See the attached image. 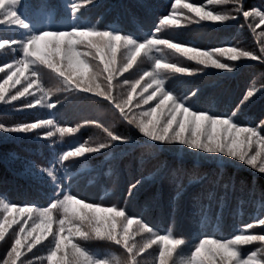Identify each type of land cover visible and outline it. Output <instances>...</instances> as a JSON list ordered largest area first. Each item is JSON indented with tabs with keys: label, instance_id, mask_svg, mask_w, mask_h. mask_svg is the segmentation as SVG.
<instances>
[{
	"label": "snow or ice",
	"instance_id": "obj_1",
	"mask_svg": "<svg viewBox=\"0 0 264 264\" xmlns=\"http://www.w3.org/2000/svg\"><path fill=\"white\" fill-rule=\"evenodd\" d=\"M96 4L97 0H71L68 20L55 27V14L47 0H40L34 11H29L26 0H0V28L19 32V36L10 38L0 36V50L12 54L10 62L0 64V73H4L0 76V106L37 110L30 113L37 117L30 122L0 124V133L17 134L19 139H29V134L47 139L56 133L72 134L86 124H94L104 135L103 139L69 145L55 154L46 167L35 166L48 187L45 205H15L0 197V247H3L0 264H44L45 261L47 264H147L145 254L152 258L151 264H264V215L244 224L228 238L197 235L185 252L188 242L177 237L171 225L161 232L142 215L129 210L128 205L135 202L143 187L142 179L134 178L124 187L120 193L124 206L98 203L74 190L77 165L83 170L89 160L99 157L114 164L122 152L136 150L142 154L175 151L218 165L236 162L237 166L244 165L264 175V121L259 126L245 125L238 116L243 112L241 106L255 102L251 99L257 94L255 87L247 89L240 104L228 115L196 107L193 97H197L198 90L178 94L165 86L168 74L206 75L207 68L233 72L242 67L236 63L242 59L264 63V30L259 33V54L233 45L201 49L157 35L165 27H184L181 19L200 26H204L202 22L228 26L227 22L242 19L241 27L246 24L255 33L264 25V6L246 7V0H204L203 3L170 0L168 12L161 14L150 31L140 38L115 28L85 23L81 9ZM206 5L224 10L209 9ZM164 48L197 67L170 62L163 54ZM216 57L232 63L221 62ZM130 70H133L131 75L126 76ZM45 78L53 82L52 86L46 84ZM57 94H63V99L70 103L87 102L108 108L120 123L142 136L143 141L135 135H122L114 130V125L98 120H84L75 127L59 126L54 119L57 113L51 111L60 104L59 97L55 101L51 99ZM259 96L264 97V90ZM42 110L48 111L47 118L41 117ZM54 143L48 146L52 148ZM183 171L182 165L172 170L173 180L179 181L177 174ZM205 179L201 177V181ZM188 183L192 184L193 179ZM208 183L214 189L223 187L220 196L223 207L228 185L222 184L220 177ZM175 186L178 195L184 191L179 182ZM203 196L201 192L193 197L199 206L193 223L200 227L205 226L208 218V208L200 204ZM214 196L215 191L207 192L209 201ZM220 219L217 213V224ZM13 225L18 227L13 229ZM257 227L260 233H253L251 230ZM91 241L114 246L119 255L101 257L86 246ZM41 244L45 255H40L41 250L37 249ZM253 244L258 247L248 252L242 250Z\"/></svg>",
	"mask_w": 264,
	"mask_h": 264
},
{
	"label": "trees",
	"instance_id": "obj_2",
	"mask_svg": "<svg viewBox=\"0 0 264 264\" xmlns=\"http://www.w3.org/2000/svg\"><path fill=\"white\" fill-rule=\"evenodd\" d=\"M189 2L203 3L204 0H189ZM26 3L30 6L29 11H34L40 0H26ZM47 3L54 11L57 21L53 26H62V22H66L69 18L71 0H47ZM169 6L170 0H97L96 6H86L81 9V12H83L85 23L100 28H115L143 38L152 28L153 22L161 14L168 12ZM245 6L262 7L264 0H246ZM206 7L224 10L220 6L206 5ZM183 11L186 12V10ZM29 19H31L30 16ZM180 23L185 26L180 29L165 27L157 35L201 49L233 45L259 54V33L264 30V25L253 33L246 24L241 27V24H244L242 19L238 22H227L228 26L209 22H202L204 26H200L190 24L183 19ZM13 35L19 36V32L13 33L6 27L0 28V36L10 38ZM163 54L170 62L191 64L197 67L194 62L187 61L178 54H171L167 48L163 49ZM216 58L224 63H232L224 57ZM11 59V53L5 54L4 50H0V64L10 62ZM236 63L242 67L233 72L207 68L204 70L206 75L198 74L187 77L168 74L165 86L178 94L198 90L197 97H193L196 107L228 115L231 114L234 106L240 104L247 89L255 87L258 90L257 94L251 98L255 102L247 104L246 107L241 106L243 112L238 113V116L242 124L259 126L258 122L264 119V97L259 96V92L264 90V63L259 60L243 59ZM132 71L130 70V73H125V75H131ZM3 75L4 73H0V76ZM45 82L48 86H52L53 82L47 78ZM16 87L20 85L17 84ZM58 97L60 104L51 111L57 113L54 119L59 126L75 127L77 124H83L84 120H98L105 125H114V130L122 135H135L139 141H143L144 138L134 129L130 131L126 124L118 120L112 123L111 119L114 115L108 108L87 102L70 103L63 99V94H57L51 99L55 101ZM13 103L18 104L19 102ZM36 111V109L21 110L13 109L11 106H0V124L13 125L30 122L37 118L30 113ZM107 113L108 121L106 119L107 122H104L103 118L106 117L104 114ZM47 116L48 111L42 110L41 117L47 118ZM16 135L0 133V197L15 205H45L47 203L48 187L45 178L36 171L35 166H48L55 154L67 149L71 144L104 138L103 132L94 124H86L72 134L62 136L56 133L47 139H37L34 134H29L31 137L29 139H19ZM52 142H55L54 147L50 148L48 145ZM142 159L143 163H141ZM70 160H75V158H70ZM181 165L184 171L177 174L180 179L175 181L171 176V171ZM75 172L74 190L98 203H120L121 206L124 205L120 193L127 183L133 181L134 178L142 179L143 187L135 202L128 205L129 210L142 215L150 225L156 226L161 232L166 231L171 225L174 234L188 242L184 248L185 252L190 249L191 242L197 235L228 238L244 224L264 215V199H261V193H264V175L254 172L247 166H237L236 162L218 165L211 161H198L175 151L142 154L140 150H136L135 152H122L114 164L104 160L103 157L91 159L83 170L77 165ZM192 173L195 175L193 176ZM201 177L206 179L201 181ZM215 177H220L222 184L228 185V195L223 201V207L220 201V196L224 192L223 187L214 189L208 183ZM190 178L193 179L192 184L188 183ZM177 182L184 186V191L179 195L175 186ZM208 191L216 192V196L211 201L207 199ZM201 192H204V196L200 204L208 208V218L204 227L193 223L194 213L199 211V206L195 205L193 197ZM253 192L255 195H252ZM217 213L221 215L219 224L216 223ZM17 227L18 225H13V229ZM251 231L260 233V228L257 227ZM86 246L101 257L112 253L119 255L114 246L103 242L91 241L87 242ZM256 247H258L257 244L248 245L242 250L248 252ZM37 249L41 250L40 255L46 254L43 244L38 245ZM37 249L33 251L36 252ZM2 253L3 247H0V254ZM27 255L31 256L32 253ZM145 256L147 264H151L152 258L147 254ZM44 264L47 262L45 261Z\"/></svg>",
	"mask_w": 264,
	"mask_h": 264
},
{
	"label": "rangeland",
	"instance_id": "obj_3",
	"mask_svg": "<svg viewBox=\"0 0 264 264\" xmlns=\"http://www.w3.org/2000/svg\"><path fill=\"white\" fill-rule=\"evenodd\" d=\"M238 103H239V101H238ZM235 104H237V102H235ZM104 115H106V117L105 118H103V119H105V121L104 122H107L108 121V119H107V116H108V113L107 114H104ZM111 117V116H110ZM109 117V118H110ZM106 119H107V121H106ZM116 117L115 116H113V119H111V122L113 123V122H116ZM261 121H264V119H262V120H260V122ZM260 122H258V123H260Z\"/></svg>",
	"mask_w": 264,
	"mask_h": 264
}]
</instances>
